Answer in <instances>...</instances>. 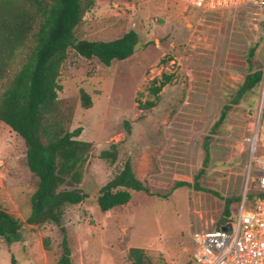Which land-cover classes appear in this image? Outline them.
Returning a JSON list of instances; mask_svg holds the SVG:
<instances>
[{
    "label": "rangeland",
    "instance_id": "obj_1",
    "mask_svg": "<svg viewBox=\"0 0 264 264\" xmlns=\"http://www.w3.org/2000/svg\"><path fill=\"white\" fill-rule=\"evenodd\" d=\"M130 30L141 42L130 58L108 66L70 49L62 68L59 97L74 107L68 127H82L78 139L93 143L82 184L88 198L64 215L71 264H129L131 247L146 249L156 263L192 264L194 233L218 229L226 208L225 218L236 220L243 200L252 204L262 192L264 81L234 102L251 73L248 57L255 46L254 70L264 71V12L250 6L204 11L173 0H96L77 35L108 41ZM164 73L172 81L156 106L144 108L156 100L154 80ZM82 91L92 106H84ZM226 104L232 109L211 136L205 165V137ZM113 143L120 150L116 163L100 158ZM26 150L0 121V204L24 221L20 241L0 237V264H61V228L27 223L39 179L27 165ZM128 157L151 194L133 191L128 204L103 212L99 191ZM202 169L198 181L206 190L174 188L179 181L195 183Z\"/></svg>",
    "mask_w": 264,
    "mask_h": 264
},
{
    "label": "trees",
    "instance_id": "obj_2",
    "mask_svg": "<svg viewBox=\"0 0 264 264\" xmlns=\"http://www.w3.org/2000/svg\"><path fill=\"white\" fill-rule=\"evenodd\" d=\"M95 2L0 0V121L24 140L27 165L39 179L31 197L32 213L27 223H53L61 228L64 233L61 264H71L72 254L64 225L65 211L68 206L78 205L88 198L82 184L93 148L92 142L78 139L83 132L82 127L74 131L68 127L73 120L74 107L66 106L59 97V91L63 88L60 83L63 65L70 49H74L82 57L98 58L110 66L114 60H126L133 56L135 46L140 41V35L135 30L108 41L80 39L77 31ZM256 49V46L250 49L248 62L251 73L239 90L236 104L245 94L256 91L264 81V71L254 70ZM172 78V75L164 73L162 79L154 80L156 85L152 91L157 98L147 101L144 108L157 105L159 93ZM82 99L84 106H92V98L87 92L82 91ZM231 109V104L222 108L210 135L205 137V165L211 159V136L224 124ZM126 124L130 132V123ZM119 153L118 143H113L102 151L100 158L116 163ZM204 171L199 172L195 183L179 181L174 188L188 186L206 190L200 187L198 181ZM133 191L151 194L146 181L137 177L133 159L128 157L112 179L100 189L98 204L103 212H108L128 204ZM233 199L236 198H228L227 202ZM229 215L230 211L226 208L224 216ZM225 217L218 229L227 221ZM23 227L24 221L0 204V237L10 243L20 241ZM128 259L129 264H161L156 263L146 249L138 247L129 249Z\"/></svg>",
    "mask_w": 264,
    "mask_h": 264
},
{
    "label": "built area",
    "instance_id": "obj_3",
    "mask_svg": "<svg viewBox=\"0 0 264 264\" xmlns=\"http://www.w3.org/2000/svg\"><path fill=\"white\" fill-rule=\"evenodd\" d=\"M185 6L215 11L250 6L264 12V0H173ZM259 134L257 133L258 138ZM253 146L255 135L253 137ZM259 186L252 204L243 200L236 220H227L220 229L197 230L193 235V264H264V157Z\"/></svg>",
    "mask_w": 264,
    "mask_h": 264
},
{
    "label": "water",
    "instance_id": "obj_4",
    "mask_svg": "<svg viewBox=\"0 0 264 264\" xmlns=\"http://www.w3.org/2000/svg\"><path fill=\"white\" fill-rule=\"evenodd\" d=\"M141 45V42L139 41L138 43H137V45L135 46V51H137V49L139 48V46Z\"/></svg>",
    "mask_w": 264,
    "mask_h": 264
},
{
    "label": "bare ground",
    "instance_id": "obj_5",
    "mask_svg": "<svg viewBox=\"0 0 264 264\" xmlns=\"http://www.w3.org/2000/svg\"><path fill=\"white\" fill-rule=\"evenodd\" d=\"M256 137H257V135L255 136V143L257 142V138Z\"/></svg>",
    "mask_w": 264,
    "mask_h": 264
}]
</instances>
